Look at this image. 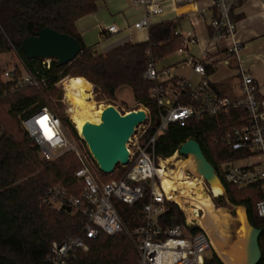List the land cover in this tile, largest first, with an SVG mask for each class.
<instances>
[{"label": "trees", "instance_id": "16d2710c", "mask_svg": "<svg viewBox=\"0 0 264 264\" xmlns=\"http://www.w3.org/2000/svg\"><path fill=\"white\" fill-rule=\"evenodd\" d=\"M97 1L0 0V54L16 52L23 66L44 80L39 91L37 87H15L21 72L14 71V76L6 81L0 77V264H50L47 258L51 243L73 236H82L88 248L75 251L66 264H138L131 231L142 222L141 207L148 201L149 193L133 206L114 201L124 224L122 232L113 235L100 232L87 238L83 235L86 216L80 211L56 210L43 203L47 189L56 184L64 186L73 195L81 193L82 183L73 178L79 167L77 158L73 152H66L52 161L40 159L37 147L20 122L23 116L48 107L49 97L55 95V85L67 76L68 80L82 78V84L80 78L76 80L83 88L89 92L92 85L95 94L101 97L102 93L107 99H114L119 87L129 86L134 101L148 107L156 118V103L150 96L152 82L143 76L149 60L147 51L156 61L162 60L182 44V36L176 31L174 22L163 21L149 27L146 41L125 42L98 53L85 46L75 27L78 18L95 11ZM43 27L74 37L81 46L79 54L62 66L51 59L48 68L40 58H26L20 50L22 40ZM1 72L0 69V76ZM59 118L78 138L74 125L61 115ZM247 122L246 109L237 107L217 116L188 119L183 126L171 124L158 136L155 152L165 158L187 139L199 142L224 187V192L213 197L216 206L243 205L246 208L250 223L261 229L258 238L261 260L258 264H264V218L256 213V203L264 198L261 185L236 187L226 182L219 171L223 162L249 155L247 150H234L220 141L226 130ZM127 168L116 165L111 174L98 172L106 179L109 178L106 175L115 177L106 181L119 180ZM159 220L176 224L184 223L185 218L175 202L166 201ZM191 230H199V227L192 226ZM204 264L224 263L211 248L205 253Z\"/></svg>", "mask_w": 264, "mask_h": 264}, {"label": "built area", "instance_id": "2783aa9c", "mask_svg": "<svg viewBox=\"0 0 264 264\" xmlns=\"http://www.w3.org/2000/svg\"><path fill=\"white\" fill-rule=\"evenodd\" d=\"M129 1L131 6L142 10L141 17L132 27L148 31L154 17L164 13L165 2L168 0ZM171 1L175 5H182L196 4L200 0ZM240 1L209 0L214 9L210 20L209 41L199 57L189 56L185 60V64L202 77L197 85H193L189 78L185 77L176 78L171 85L168 84L173 78L169 69L157 67L156 60L151 52L147 51L149 60L143 76L152 82L150 96L156 103L157 116L154 119L151 110L139 104V108L145 111V119L137 125L127 143L132 154L128 165L125 166L128 168L119 180L102 181L99 178V170L95 168L90 152L83 147L81 135L79 134L78 141L67 137L61 119L48 107H42L21 118V126L37 147L40 159L52 161L66 152H73L79 163L73 178L82 183L81 193L73 195L64 186L56 184L47 189L43 197L45 205L56 210L71 208L80 211L86 216L83 235L92 238L100 232L113 235L124 230V224L114 204L115 200L133 206L149 193L148 201L141 207L142 222L131 231L138 254V264H204L205 253L211 248L214 249L212 243L205 230L197 223V219L187 220L180 204L167 196L158 172L170 169L174 164L169 162V159H177L182 155H179L176 149L171 156L161 157L155 152V144L158 136L171 124L183 126L191 118L217 116L228 112L230 108L244 107L248 122L226 130L220 141L234 150H247L249 155L223 162L219 171L226 182L236 187L260 184L264 194V97H259V88L253 76L245 69H241L240 88L243 96L238 99L214 93L206 78L207 65L219 59V54L211 52L216 51L224 42L229 44L225 48L226 51L236 56L241 48L240 41L235 38L237 23L232 17V11ZM261 1L264 4V0ZM205 12L206 10H203L200 13V18H203ZM106 29L110 33L117 31L114 25H109ZM181 36L182 44L175 52L187 54L188 46L196 43L197 38L192 34ZM50 61L51 59H42V64L48 68ZM23 68L15 87L39 88L44 80L38 79L24 66ZM14 71L16 70L12 69L8 72L7 79L14 76ZM44 117L47 119L41 123ZM243 159L244 163L238 162ZM198 182L205 184L202 178H199ZM203 188L209 191L207 187ZM166 201L178 205L184 213V223L160 222L159 217L165 210ZM200 212L202 213L196 209L193 214L197 216ZM256 213L258 217L264 218V198L256 203ZM195 225L199 230H191ZM87 248L82 236L68 237L61 242L53 241L47 259L50 264H66L75 251H85Z\"/></svg>", "mask_w": 264, "mask_h": 264}, {"label": "crops", "instance_id": "0c3cea01", "mask_svg": "<svg viewBox=\"0 0 264 264\" xmlns=\"http://www.w3.org/2000/svg\"><path fill=\"white\" fill-rule=\"evenodd\" d=\"M206 10L203 18L200 13ZM214 9L209 0H200L196 4L175 5L171 0L165 2L164 13L155 16L153 24L172 21L180 35L192 34L197 42L188 46V53L179 54L168 66L173 78H189L197 85L202 77L194 73L185 60L191 56L197 58L209 41L211 33L210 20ZM142 10L131 6L129 0H98L96 9L75 21V27L83 43L88 48L105 53L111 48L125 42H143L148 39L147 30H137L132 24L141 17ZM232 17L237 23L235 38L240 41L241 48L237 54L226 51L228 43L224 42L211 54H219V59L211 62L206 68V78L214 93L238 99L241 91V69L253 76L259 88V97H264V4L261 0H241L233 9ZM114 25L117 31L110 33L106 27ZM190 47L198 48L192 53ZM172 84V81L167 82ZM167 84V85H168ZM245 162V161H244ZM243 162V163H244Z\"/></svg>", "mask_w": 264, "mask_h": 264}, {"label": "water", "instance_id": "95a60500", "mask_svg": "<svg viewBox=\"0 0 264 264\" xmlns=\"http://www.w3.org/2000/svg\"><path fill=\"white\" fill-rule=\"evenodd\" d=\"M20 50L28 59H55L58 65L62 66L79 54L81 46L74 37L59 33L49 27H43L24 38L20 44ZM144 119L145 111L141 108L132 109L122 114L114 106L108 105L103 108L99 123L89 120L83 123L80 135L99 171L111 174L116 165L124 167L128 165L132 151L127 143L134 134L137 125ZM177 152L182 156L191 155L193 157L196 165L195 175L202 178L209 189H212L216 181L224 192L223 184L216 174L214 166L204 155L197 140L187 139L179 145ZM239 225L241 222H238ZM243 226L247 231V240L241 264H258L261 260V248L258 242L261 229L250 223L246 209Z\"/></svg>", "mask_w": 264, "mask_h": 264}, {"label": "bare ground", "instance_id": "6f19581e", "mask_svg": "<svg viewBox=\"0 0 264 264\" xmlns=\"http://www.w3.org/2000/svg\"><path fill=\"white\" fill-rule=\"evenodd\" d=\"M66 99L70 102L72 108V119L77 131L80 133L83 123L89 120L94 123L100 122V115L103 107L96 106L90 100V95L85 92V89L75 80L69 79L63 86ZM190 157V160L183 161ZM186 158H177L174 162V168L168 170L158 171L161 176L162 187L167 196L172 198L180 204L188 219L196 218L197 223L207 233L212 246L223 261L224 264H241L244 258V245L247 240V231L244 228L245 209L242 205L237 207L239 222L235 231L234 240L227 248L223 247L225 238L223 233L219 230L220 217L211 200V196L202 190V186L198 185V178L195 175V162L191 155ZM173 159V158H172ZM170 160V159H169ZM192 171L194 179L189 180L185 171ZM211 192L214 196L222 193V188L218 182L215 181ZM196 209L201 210L197 216L193 214ZM193 215V216H192Z\"/></svg>", "mask_w": 264, "mask_h": 264}, {"label": "rangeland", "instance_id": "374dc122", "mask_svg": "<svg viewBox=\"0 0 264 264\" xmlns=\"http://www.w3.org/2000/svg\"><path fill=\"white\" fill-rule=\"evenodd\" d=\"M197 50H198V48H196V47H190V51L192 53L197 52ZM177 57L178 56L175 53H172V54L168 55L167 57H164L162 60L156 61V66L157 67H161L163 65L168 66ZM0 69L2 71L0 77L2 80L6 81L8 78V72L10 70L15 69L16 72L22 73L24 68H23L21 58L17 55V53L14 51H8V52H4V53L0 54ZM67 78H69V76L63 78L61 81H59L55 85V87H56L55 95H51L49 97L48 108L54 109L56 111L55 113H57L59 115V117L61 115L64 118H67L74 125V122L72 119V114H71L72 112L70 111L72 106H71L70 102L66 99L65 91L63 89L64 84L66 83V81H68ZM73 78H75V80H76V78H80V77H73ZM80 80H81V84H82V78H80ZM38 90L41 91V89H39V88H38ZM85 92H87L90 95V100H92L96 104V106H101V107L105 108L108 105H112L122 114L128 112L129 110H132L133 108L137 109V108L141 107L138 103H136L134 101L133 93H132V90L129 86L119 87L115 92V98L114 99L105 98L102 95L101 91H100L101 97L99 95L95 94L93 92V86L92 85H91L90 91L88 92L87 89H85ZM61 122H62L64 132L67 135V137L71 138L74 141H78V138L73 136V134L71 133L68 126L65 125V123L62 120H61ZM74 127H75V125H74ZM75 129H76V127H75ZM77 134L79 137L80 133L78 131H77ZM83 143H84L83 147L88 150L86 143L85 142H83ZM186 157L187 156H185V157L179 156V158H182L181 160H183V158H186ZM188 159L190 160V157H187V159H184L183 161H186ZM175 161H176L175 158L169 160V162H171L173 164ZM244 161L245 160L243 159V160H239L238 162L243 163ZM95 168L98 169L96 162H95ZM170 168H174V165H172ZM185 174L189 180L194 179V177H195V176H193L192 171L186 170ZM106 176H109L108 179H115V177L112 175H106ZM99 178L102 181L108 180L106 178H103V176H101L100 174H99ZM198 183H199L198 185L202 186V190L206 191V193H208L211 196V200L213 202V205L216 209L217 214L220 217L219 230L223 233V236L225 238L224 239L225 243H223V247L227 248L230 245V243L234 240L235 231L238 228L239 216H238L237 207H239V205L216 206V204L213 200V195H212L210 189L207 187L206 183L204 185H202L200 182H198ZM204 186L209 189L208 192H207V190H205V188H203ZM186 217H187V214H186ZM184 218H185V216H184ZM190 219H188V217H187V220H190ZM214 252H215V250H214Z\"/></svg>", "mask_w": 264, "mask_h": 264}, {"label": "snow or ice", "instance_id": "6c2138e0", "mask_svg": "<svg viewBox=\"0 0 264 264\" xmlns=\"http://www.w3.org/2000/svg\"><path fill=\"white\" fill-rule=\"evenodd\" d=\"M46 119H47V118H46V117H44V118H42V119H41V121H40V122L42 123V122H43L44 120H46Z\"/></svg>", "mask_w": 264, "mask_h": 264}]
</instances>
